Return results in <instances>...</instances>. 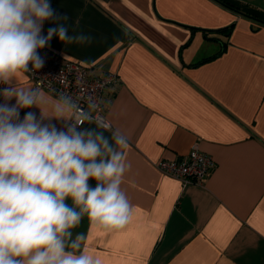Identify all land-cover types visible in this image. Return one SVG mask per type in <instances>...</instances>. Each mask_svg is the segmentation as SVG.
I'll return each mask as SVG.
<instances>
[{"label": "crops", "instance_id": "obj_1", "mask_svg": "<svg viewBox=\"0 0 264 264\" xmlns=\"http://www.w3.org/2000/svg\"><path fill=\"white\" fill-rule=\"evenodd\" d=\"M221 1L232 8L218 0H50L68 17L69 35L92 40L53 36L49 47L94 77L119 79L105 89V115L129 137L121 187L131 219L115 230L85 215L71 230L103 264H264V0ZM230 25L229 34L216 33ZM50 27L45 22L43 34ZM223 44L220 55L195 64ZM19 85L32 87L26 73ZM42 107L51 115L50 102ZM27 112L40 117L33 106L20 109V119ZM194 143L214 160L201 184L182 185L157 168Z\"/></svg>", "mask_w": 264, "mask_h": 264}, {"label": "clouds", "instance_id": "obj_2", "mask_svg": "<svg viewBox=\"0 0 264 264\" xmlns=\"http://www.w3.org/2000/svg\"><path fill=\"white\" fill-rule=\"evenodd\" d=\"M50 0H0V264H103L84 250L87 237L72 238L82 217L104 228L123 229L132 205L122 181L129 170V137L84 128L90 120L71 96L48 97L41 89L20 86L19 77L43 67L39 49L53 36L60 42L85 44L92 37L69 35ZM50 22L46 34L43 25ZM15 99V104L7 101ZM51 104L45 115L43 104ZM37 107L40 117L20 109ZM88 108L96 104L89 98ZM49 118L62 120L57 128ZM95 180L92 187L89 180ZM71 199L72 206L66 203Z\"/></svg>", "mask_w": 264, "mask_h": 264}, {"label": "built area", "instance_id": "obj_3", "mask_svg": "<svg viewBox=\"0 0 264 264\" xmlns=\"http://www.w3.org/2000/svg\"><path fill=\"white\" fill-rule=\"evenodd\" d=\"M38 51L44 60L43 67L26 73L32 87L45 90L55 97L60 93L71 96L82 110L89 112V121L98 125L109 124L105 115V89L118 85L116 74L106 73L94 77L89 73L87 66L62 58L49 46ZM89 98L96 104L95 109L88 108ZM156 166L161 172L177 178L182 185L201 184L214 166V160L194 143L186 155L177 160H159Z\"/></svg>", "mask_w": 264, "mask_h": 264}, {"label": "trees", "instance_id": "obj_4", "mask_svg": "<svg viewBox=\"0 0 264 264\" xmlns=\"http://www.w3.org/2000/svg\"><path fill=\"white\" fill-rule=\"evenodd\" d=\"M218 1L223 3L225 6H228V7L232 8V6H230L229 4H227L225 2H222L221 0H218ZM230 31H231V25L226 27V28H223V29H220V30L216 31V33H220L221 32L224 35H227V34L230 33ZM224 46L225 45L223 44L218 52L214 53L212 56H210L208 58H204L203 60H201V61H199V62H197L195 64L197 65V64L203 63L205 61L211 60V59L215 58L216 56L220 55L222 53V51L224 50Z\"/></svg>", "mask_w": 264, "mask_h": 264}]
</instances>
